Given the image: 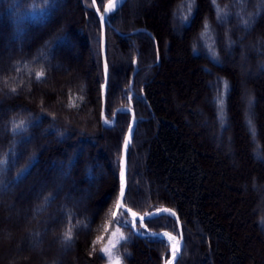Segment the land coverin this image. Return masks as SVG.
Instances as JSON below:
<instances>
[{
	"label": "trees",
	"instance_id": "1",
	"mask_svg": "<svg viewBox=\"0 0 264 264\" xmlns=\"http://www.w3.org/2000/svg\"><path fill=\"white\" fill-rule=\"evenodd\" d=\"M107 1L0 0V229L19 235L16 243L31 233L34 246H50L41 261L12 250L3 233L0 264L9 255L12 264H106L108 227L122 264L169 257L165 239L115 218H129L116 210L132 118L117 109L128 106L137 123L124 203L139 214L176 211L184 237L176 264H264V0H125L105 33L104 114L113 126L102 119ZM87 186L88 205L73 201ZM34 207L29 224L14 211ZM143 225L141 233L178 235L167 214Z\"/></svg>",
	"mask_w": 264,
	"mask_h": 264
},
{
	"label": "rangeland",
	"instance_id": "2",
	"mask_svg": "<svg viewBox=\"0 0 264 264\" xmlns=\"http://www.w3.org/2000/svg\"><path fill=\"white\" fill-rule=\"evenodd\" d=\"M135 15V17H137V15H139L138 13H135L134 14ZM176 35H178V34H176ZM76 45V44H75ZM242 48V47H241ZM73 50H71V53L75 56V58L77 59V60H79L80 58H81V56L82 55H80L79 53H78V50H77V48L75 47V48H72ZM11 50H8V52H6V55H11ZM242 55H243V53H242ZM69 60V58H67V57H65V59L61 62V61H56V64H59L60 63V65H58L59 66V68L61 69V70H66L67 69V61ZM237 67L239 68V70H240V72H241V74H242V77L243 78H246V79H248L250 76H251V73H252V71L250 70V69H248L247 68V65L246 64H244V62H239L238 64H237ZM253 69V68H252ZM70 71V70H69ZM246 86V85H245ZM247 87V86H246ZM249 87V86H248ZM246 97H247V95H246V93L244 94V96H243V105H244V111H246V113H247V105H246ZM245 113V112H244ZM209 125H210V123H209ZM229 132H230V130H229ZM226 134V133H225ZM58 172H59V175H60V173H61V171L60 170H58ZM42 187L40 186L38 189H36V194L37 195H39V191H40V189H41ZM89 188L90 187H85V188H83L82 190H81V194L78 196V197H75L74 199H73V201H78V202H82L84 205H88V203L91 201V199H93L92 198V195H90V196H88L89 195ZM41 195V194H40ZM14 197V195H13V193L9 196V198L10 199H8L9 200V202H8V206L10 205H12V201H11V199ZM38 197V196H37ZM38 199H40V197H38ZM14 203V202H13ZM28 210V209H27ZM35 210H37V211H39L38 210V208H36V207H34L33 208V211L31 210L30 211V214H28V211H25L24 212V214H22V212H20L21 210H19V209H16V208H14V211L16 212V216H20L22 219H24L25 221V223H27V224H29L30 222H31V220L33 219V218H35V214L36 213H38L37 211H35ZM123 211V210H122ZM14 212V213H15ZM32 212H34L33 214H34V216H33V214H32ZM124 212V211H123ZM10 216V219H11V217H12V215H9ZM31 216V217H30ZM115 218L116 219H118L120 222H122V223H124V221H128V223H126V224H129L130 226H132V227H134L135 229H137V227L136 226H134V224H136L137 222H135L134 224L132 223L133 221L130 219V217L129 218H127V219H125V217H123L122 215H119V213L117 212L116 213V215H115ZM12 222H15V220H11ZM11 224V223H10ZM141 224V226L144 228V229H146V227H145V225H143V223H140ZM111 230L110 231V233L109 234H107L106 235V238L105 239H102L103 240V242H104V249L105 248H107L109 251L107 252V253H105L106 254V256H107V258H108V261H107V263L106 264H115V261L118 259L119 260V264H122V262L120 261V259L118 258V256L117 255H115V253H113L114 251L113 250H115V243H116V238H117V231L116 230H114V229H111V227H108V230ZM138 230V229H137ZM139 231V230H138ZM6 234V236H4V234ZM147 233L150 235V234H152V232L151 231H147ZM29 234V239L28 240H22L21 241V243L18 241L17 243H16V241H17V238H18V236L19 235H17L16 237L17 238H15V234H14V231H11L10 233H5V231L4 230H1L0 229V238H2L1 237V235H3L4 237V239L2 240L3 241V243L4 244H8V242L10 241L11 243L13 242V243H16L15 244V246L13 245V243H12V245H13V248H12V250H14V248L16 249V250H14V251H16V252H22V251H24V250H26V251H31L32 253L34 252L39 258H40V260L41 259H43L42 257H41V254L43 253V251L44 250H48V248L50 247V246H48L49 244L47 243V241H43V240H40V239H38L36 242V246H34L33 244H32V242L31 241H33L35 238H33V235H31V233H28ZM171 234V233H170ZM174 237H176V239L179 241V238L176 236V234H172ZM30 236L32 237V239L30 238ZM15 238V239H14ZM167 241H168V243H169V246H170V248H169V251H170V255H169V257L171 256V242L167 239V238H165ZM2 244V242L0 243V245ZM56 248L58 249V251L60 252V256L61 257H63L64 255H65V250H64V246H63V243L61 242V240L59 239V240H57V242H56ZM43 250V251H42ZM196 253V252H195ZM10 256V255H9ZM9 256L7 257L6 256V260L8 261V263L9 264H12V262H11V260L9 259ZM5 257V256H4ZM3 256H1L0 255V262L2 261V259L4 258ZM25 260H28L27 258H25ZM42 261V260H41ZM33 264H39V261H34L33 262Z\"/></svg>",
	"mask_w": 264,
	"mask_h": 264
},
{
	"label": "water",
	"instance_id": "3",
	"mask_svg": "<svg viewBox=\"0 0 264 264\" xmlns=\"http://www.w3.org/2000/svg\"><path fill=\"white\" fill-rule=\"evenodd\" d=\"M124 1L125 0H120V2L118 3L117 7L114 8L111 12L105 13L104 9H103V12H102V14H104V19L103 20L101 19V22H102V42H103V65H104L103 113H102V119H103L104 124L106 126L115 125V118H114V120L109 121L108 123H106L105 121H108V120L106 119L105 114H104L106 93H107L108 79H109L108 63H107V59H106V49H105L106 25L107 24L110 25L109 15L111 13H113L114 11H116L117 8H119V6H121ZM108 3H109V0L106 2L105 6H107ZM105 6H104V8H105ZM137 31H145L150 36L153 37V35L148 30H145V29H136V30L132 31V33H135ZM137 69L138 68L135 67V70H134V72L132 74L131 85H130L131 88H132L133 79H134V76H135V73H136ZM132 94H133V92H132ZM122 109L130 111L131 114H132L131 124H130L128 130L126 131V133L124 134L122 150H121V166H123L124 171H125V192H126V188H127V171H128V149H129V145L131 144V141H132V138H133V133H134V129L136 127L137 119H136L135 113L133 112L131 107L128 106V107L118 108L117 111L122 110ZM129 138H130V142H129L127 148H125L124 141H125V139H129ZM120 190H121V178H120V188H119V196H118V203H120V208L119 209H122L125 212H126V210L130 209L131 211H128L126 213L130 216L132 221L135 220V221L145 222V221H147V220H149L151 218L157 217L159 215L169 214L167 212H161L159 214H155V215H151V216H149L147 214L146 215H140V214L136 213L134 210H132L131 208H129L127 205H125V203H124V197L125 196L121 199ZM158 209H171L175 213V215H171V216H173V218L175 219V221L177 223L178 231H179V241H180V251H179V255H178V258H179L180 254H181V251L183 249V245H184V237H183V232H182V227H181V222L179 220V217H178L176 211L173 208L167 207V206H159V207H157L155 210H153L150 213H156ZM117 210H118V208H117ZM132 213H136V217L135 218L132 216ZM140 217H144L143 221L140 220ZM178 258L173 262V264H176ZM169 259H171V257Z\"/></svg>",
	"mask_w": 264,
	"mask_h": 264
},
{
	"label": "snow or ice",
	"instance_id": "4",
	"mask_svg": "<svg viewBox=\"0 0 264 264\" xmlns=\"http://www.w3.org/2000/svg\"><path fill=\"white\" fill-rule=\"evenodd\" d=\"M120 2V0H109V3L107 6H105L104 8V12L105 13H108V12H111L114 8L117 7L118 3ZM101 4H103V0H101ZM101 19L103 20L104 19V14H101ZM205 27L207 28V25H205ZM43 76V73H38L37 74V79H39L40 77ZM131 99V98H129ZM106 123H108L109 121H105ZM17 129H20L23 127V122H21L20 125H17L16 126ZM130 142V138L129 139H125L124 141V144H125V148H127L128 144ZM4 161L3 160H0V164H3ZM120 178H121V190H120V197L121 199L125 196V171H124V168L123 166L121 167V173H120ZM117 208L119 209L120 208V203L117 204ZM128 211H131L130 209L126 210V212ZM125 212V214H126ZM161 212H167L169 213L170 215H175V213L171 210V209H158L156 213H148L147 215L151 216V215H155V214H159ZM115 215V214H114ZM132 216L135 218L136 217V213H132ZM144 217H140V220L143 221ZM118 222V221H117ZM124 223H128V221H124ZM133 224L135 223V220H133L132 222ZM154 235H160L159 233L157 234H154ZM165 236L168 237V239L170 241H173L174 243L172 244V250H171V259H168L165 261V264H173V262L178 258V255H179V251H180V241H178L176 239V237H173L167 233L163 234ZM65 240L66 241H70L71 240V232H67L65 234ZM122 239H124V237H121ZM102 252H105L107 253L109 250L107 248L105 249H102L101 250ZM115 264H119V260L117 259L115 261Z\"/></svg>",
	"mask_w": 264,
	"mask_h": 264
},
{
	"label": "bare ground",
	"instance_id": "5",
	"mask_svg": "<svg viewBox=\"0 0 264 264\" xmlns=\"http://www.w3.org/2000/svg\"><path fill=\"white\" fill-rule=\"evenodd\" d=\"M165 233H167V234H169L168 232H163L161 235L163 236V237H165V238H167L168 239V237L167 236H165V235H163V234H165ZM170 235V234H169ZM171 236H173V235H171ZM174 237V236H173ZM169 240V239H168ZM170 241V240H169ZM171 242V250H172V244L174 243L173 241H170Z\"/></svg>",
	"mask_w": 264,
	"mask_h": 264
}]
</instances>
